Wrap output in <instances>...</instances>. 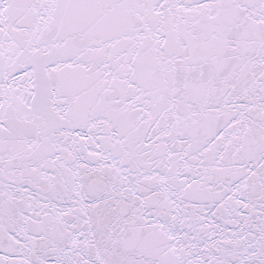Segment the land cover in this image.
Returning a JSON list of instances; mask_svg holds the SVG:
<instances>
[{
	"label": "snow or ice",
	"instance_id": "snow-or-ice-1",
	"mask_svg": "<svg viewBox=\"0 0 264 264\" xmlns=\"http://www.w3.org/2000/svg\"><path fill=\"white\" fill-rule=\"evenodd\" d=\"M0 264H264V0H0Z\"/></svg>",
	"mask_w": 264,
	"mask_h": 264
}]
</instances>
